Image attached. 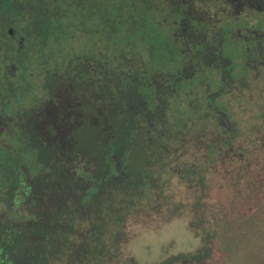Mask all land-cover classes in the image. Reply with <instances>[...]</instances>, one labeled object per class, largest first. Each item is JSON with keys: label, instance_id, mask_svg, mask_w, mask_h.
Returning <instances> with one entry per match:
<instances>
[{"label": "trees", "instance_id": "16d2710c", "mask_svg": "<svg viewBox=\"0 0 264 264\" xmlns=\"http://www.w3.org/2000/svg\"><path fill=\"white\" fill-rule=\"evenodd\" d=\"M194 2L54 0L24 46L0 47V264H121L130 221L170 204L168 180L204 184L234 150L223 100L264 76V35H222ZM196 135L211 136L200 165Z\"/></svg>", "mask_w": 264, "mask_h": 264}, {"label": "rangeland", "instance_id": "374dc122", "mask_svg": "<svg viewBox=\"0 0 264 264\" xmlns=\"http://www.w3.org/2000/svg\"><path fill=\"white\" fill-rule=\"evenodd\" d=\"M255 18L257 28L264 29V12L257 11ZM85 45L79 32L73 49L85 51ZM249 80L250 90L229 92L223 100L231 122L240 127L234 150L206 166L204 184L190 186L177 176L168 180L170 204L159 208L157 202L151 212L130 221L121 264H159L206 242L210 256L198 264H264V76ZM210 138L206 135L201 146L194 142L186 160L202 164L203 142Z\"/></svg>", "mask_w": 264, "mask_h": 264}, {"label": "flooded vegetation", "instance_id": "af4514ba", "mask_svg": "<svg viewBox=\"0 0 264 264\" xmlns=\"http://www.w3.org/2000/svg\"><path fill=\"white\" fill-rule=\"evenodd\" d=\"M53 1L7 0V11H0V47L4 49L9 45H16L19 48L24 46L27 30L38 28L46 18L48 5ZM170 1L183 4L189 2L190 5L193 3V0ZM194 4L203 6L197 10L201 14L206 15L208 8L211 10L213 14L211 16H214V20L221 25L222 35L227 33L229 37H236L240 34L250 38L260 33L264 35V29L257 28L255 24L256 12H264L257 9L264 5V0H195ZM225 22L230 24L232 30L222 29Z\"/></svg>", "mask_w": 264, "mask_h": 264}]
</instances>
